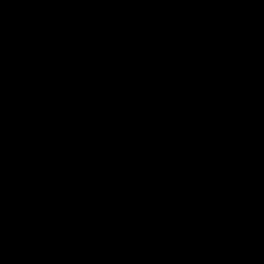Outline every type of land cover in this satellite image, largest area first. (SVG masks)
Listing matches in <instances>:
<instances>
[{
  "label": "water",
  "instance_id": "obj_1",
  "mask_svg": "<svg viewBox=\"0 0 264 264\" xmlns=\"http://www.w3.org/2000/svg\"><path fill=\"white\" fill-rule=\"evenodd\" d=\"M0 264H264V0H0Z\"/></svg>",
  "mask_w": 264,
  "mask_h": 264
}]
</instances>
